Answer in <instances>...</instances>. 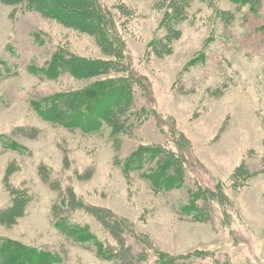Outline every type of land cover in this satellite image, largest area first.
<instances>
[{
    "label": "rangeland",
    "instance_id": "obj_1",
    "mask_svg": "<svg viewBox=\"0 0 264 264\" xmlns=\"http://www.w3.org/2000/svg\"><path fill=\"white\" fill-rule=\"evenodd\" d=\"M99 1L125 52L118 74L137 75L130 106L140 115L84 132L45 120L32 100L87 82L32 66H47L57 47L114 56L93 28L80 31L26 3L0 0V237L60 253L59 264H123L58 228L51 206L61 192L53 186H71L82 199L74 219L119 250L107 222L122 228L124 220V247L135 241L151 262L168 254L183 264L178 256L192 253L185 264H264V4L257 13L230 0H197L173 25L161 0ZM218 9L234 18L224 21ZM152 146L180 157L184 173L173 188L153 181L162 153L133 155ZM202 189L205 198L196 196ZM143 260L134 263H150Z\"/></svg>",
    "mask_w": 264,
    "mask_h": 264
},
{
    "label": "trees",
    "instance_id": "obj_2",
    "mask_svg": "<svg viewBox=\"0 0 264 264\" xmlns=\"http://www.w3.org/2000/svg\"><path fill=\"white\" fill-rule=\"evenodd\" d=\"M195 1L197 0H161L158 5L171 11L165 12L164 15L167 19L171 17L174 25L186 19L188 10ZM206 1L212 2L213 0ZM230 1L235 3L237 7L249 5L251 10L257 13L264 4V0ZM5 2L26 3L29 10L39 12L45 17L57 19L66 25L80 29V31L97 30L93 32H97L95 34L98 35L102 48L105 51H109L110 56H114L113 59L85 58L71 54L62 47H57L53 50L54 52L47 66L38 68L32 66V70H40L54 79H58L61 74L68 72L71 77L87 82L84 86H70L63 91L49 93L42 98L32 100V104L40 116L45 120L69 127L75 124L82 131L89 132L101 130L105 123L115 128L118 126L117 122H127L130 115L133 116L135 114L137 117L140 115V112L137 113L134 107L132 109L130 106V101L133 99L131 85L135 84L137 75L132 69L129 70V65L128 75L120 76L118 74L125 67L124 60L126 56L122 45L120 46L119 44L121 39L118 38L117 32L119 30L115 31L114 18L102 2L99 0H5ZM79 6L83 10H78L80 9ZM218 11L219 16L226 22H230L234 18L232 11L226 9H218ZM172 24L169 27L172 28ZM91 28L93 30H89ZM260 28L264 32V25H261ZM138 80L140 81L139 77ZM121 128L122 126L113 131L115 133L120 132ZM11 146L22 147L17 141L11 143ZM139 150H149L156 154H163L165 163L162 167L152 172L153 181L158 187L173 188L172 185L177 182V178L184 173L180 157L176 156L174 151L168 150L166 152L156 146L150 148L140 147L138 152L133 154L134 157L139 155ZM171 167L176 168L173 175L169 173ZM53 188L61 192V201L60 203L55 202L56 204L54 203L51 206V215L58 219L56 223L58 228L71 238L73 242L83 244H85L84 242H94L97 244V253L100 256L106 255L105 257L108 259L117 257L123 264H136L134 262H139L143 259L142 262L145 260L150 261L147 251L137 247L136 243H134L135 241L133 243L128 242L127 246L124 247V241H127L122 238L126 229L123 225L127 227V223L124 220L121 221V225L123 224L122 228L119 226V222L113 223L111 226L107 222L109 230H112L117 235V238L121 239L122 247L120 251L119 248H115V244L106 240H99L89 223L74 219V210L80 207L78 205H81L80 202L82 200L78 197L74 188L71 186L65 190L60 186H53ZM202 190L196 191L197 197L203 196L205 198V190ZM13 194L14 198L18 195L15 191H13ZM187 210L191 212L196 209L187 208ZM95 217L100 220L104 218L96 214ZM130 231L134 233L131 235L132 238L139 239L142 242L145 240L149 245L151 244L145 236L137 234L134 230ZM127 234L129 235V233ZM0 239V264H59L63 262V256L60 253L42 247L25 245L20 241H14L4 236H1ZM190 256H192V253L178 257L187 258L186 263L191 260L189 259ZM147 264H180V262H177L176 258L170 257L168 254H159L158 260L150 261Z\"/></svg>",
    "mask_w": 264,
    "mask_h": 264
}]
</instances>
